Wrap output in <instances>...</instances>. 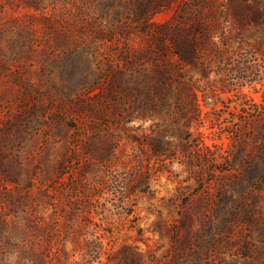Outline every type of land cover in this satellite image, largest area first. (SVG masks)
Wrapping results in <instances>:
<instances>
[{"label": "rangeland", "instance_id": "1", "mask_svg": "<svg viewBox=\"0 0 264 264\" xmlns=\"http://www.w3.org/2000/svg\"><path fill=\"white\" fill-rule=\"evenodd\" d=\"M0 264H264V0H0Z\"/></svg>", "mask_w": 264, "mask_h": 264}, {"label": "trees", "instance_id": "2", "mask_svg": "<svg viewBox=\"0 0 264 264\" xmlns=\"http://www.w3.org/2000/svg\"><path fill=\"white\" fill-rule=\"evenodd\" d=\"M197 31L198 30H190L189 32L186 33L187 37L178 41V49L179 50L177 49L176 53H179L180 57L186 59V58H190V57H196V55L198 54L199 47L196 43ZM161 45L163 46V50L167 49V44L165 43L164 40L161 41ZM152 145H154V144H152Z\"/></svg>", "mask_w": 264, "mask_h": 264}]
</instances>
